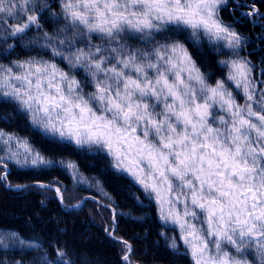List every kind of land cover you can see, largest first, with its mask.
<instances>
[{"label":"snow or ice","instance_id":"obj_1","mask_svg":"<svg viewBox=\"0 0 264 264\" xmlns=\"http://www.w3.org/2000/svg\"><path fill=\"white\" fill-rule=\"evenodd\" d=\"M203 46L219 57L215 79L199 62ZM255 48L264 52L255 0H0V124L8 125L0 184L53 190L64 205L61 186L12 185L9 167L61 166L84 182L75 163L45 156L13 128L22 119L32 135L108 161L154 205L161 227L175 232L158 235L191 264H264V67L256 77ZM106 207L112 223L103 231L132 264V245ZM10 248L23 255L6 259ZM0 253V264H25L29 254L31 264H82L43 232L0 227Z\"/></svg>","mask_w":264,"mask_h":264},{"label":"trees","instance_id":"obj_2","mask_svg":"<svg viewBox=\"0 0 264 264\" xmlns=\"http://www.w3.org/2000/svg\"><path fill=\"white\" fill-rule=\"evenodd\" d=\"M255 4L264 11V0H255ZM199 50V62L207 66V71L214 73L213 79L219 77L221 66L215 63L219 57L205 54L208 52L206 46ZM261 57H264V52L255 48L252 59L257 65L256 77L264 67L259 64ZM24 124V120L18 119L13 122V128L21 136L28 137L45 156L75 163L84 182H77L72 173L61 166L32 170L10 166L12 185H33L35 181H42L61 186L65 205L61 206L53 190L30 188L17 192L0 184V227L19 229L26 236H38L41 232L45 236H57L70 250L79 254L82 264H122L121 245L110 240L103 231L112 223V211L106 207L111 204L118 224L116 235L124 237L132 245V264H191L187 256L174 253L168 247V241L158 235L164 231L171 237L175 232L171 227H161L154 205L140 196L138 188L128 179L113 174L107 168L108 161L87 150L77 151L49 143L41 136L24 130ZM0 127L7 129L8 125L0 124ZM87 196L90 198L82 210L69 209ZM134 196H140L142 203H137ZM183 250L181 245L180 251ZM22 255L10 248L5 258L14 261ZM31 256L24 257L25 264H31Z\"/></svg>","mask_w":264,"mask_h":264},{"label":"rangeland","instance_id":"obj_3","mask_svg":"<svg viewBox=\"0 0 264 264\" xmlns=\"http://www.w3.org/2000/svg\"><path fill=\"white\" fill-rule=\"evenodd\" d=\"M217 78V77H216ZM237 99H238V101L240 102V103H243V97H242V95H237ZM9 173H10V170H9ZM87 197H89L90 198V196H87ZM92 197V196H91ZM84 198H86V197H84ZM84 198H83V200H84ZM88 199V198H87ZM86 199V200H87ZM65 205V204H64ZM173 234H174V232H172ZM133 251V250H132ZM249 259H252V257L251 256H249L248 257Z\"/></svg>","mask_w":264,"mask_h":264},{"label":"water","instance_id":"obj_4","mask_svg":"<svg viewBox=\"0 0 264 264\" xmlns=\"http://www.w3.org/2000/svg\"><path fill=\"white\" fill-rule=\"evenodd\" d=\"M87 198H89V197H86V198H84V200H82V201H85ZM96 202H98V203H100L101 204V202L98 200V199H94ZM62 207L64 206V205H61ZM69 209H72L71 207H69Z\"/></svg>","mask_w":264,"mask_h":264}]
</instances>
